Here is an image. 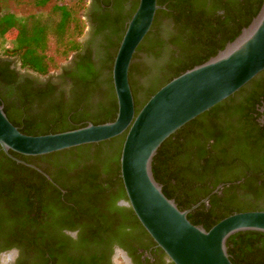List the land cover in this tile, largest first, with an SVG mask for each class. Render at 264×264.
<instances>
[{"label":"trees","instance_id":"1","mask_svg":"<svg viewBox=\"0 0 264 264\" xmlns=\"http://www.w3.org/2000/svg\"><path fill=\"white\" fill-rule=\"evenodd\" d=\"M83 1L77 0L74 5L68 2L56 4L45 18L19 19L0 12V40L9 41L11 44V47L3 51L18 56L23 68L45 75L56 66L54 58L47 55L49 49L53 50L55 56L62 58L71 52L77 53L74 68L67 78L73 92L79 94L80 104L70 108L72 112L79 111L70 119H67L68 115L63 117L49 113L46 117L39 116L40 119L34 120L30 125H23L10 114L0 99L7 118L15 127L20 128L19 131L24 135L56 134L84 127L88 124L84 122L86 119L94 125H99L112 122L116 118L118 107L112 83V66L126 26L118 29L109 20L102 19L99 21L97 33L108 30L114 39L105 36L95 48L83 50L78 42L84 29L83 22L78 17L79 11L84 9ZM107 1L103 3L104 6L108 4ZM138 2L139 0L127 13V18H131ZM262 3L263 0H157V5L164 9L156 12L151 29L137 48L129 70L135 113L138 114L146 102L165 84L185 71L203 64L224 49L256 17ZM142 55L145 59L140 62ZM263 79L264 71L233 96L187 123L158 149L152 163L154 179L162 186L165 197L173 199L180 210H188L199 201L187 204L182 199L183 191L179 193L175 189H167L172 182L176 188H181L180 185L200 184L209 179L210 183L217 186L223 184L242 189L245 188L243 182L237 183L243 178L248 181L249 176L264 177V131L258 129V135L255 132L254 136H248L247 139L253 142L249 146L252 153L246 160L245 153L248 149L245 152L239 148L234 149V153L218 152L220 142L225 139L223 134L218 132L216 122L213 125L209 122L206 127L202 123L209 120L207 118L220 110L226 102L241 96L249 86ZM55 117L62 120H52ZM226 117L220 118L219 121L231 129ZM229 133L232 144L239 142L235 134L237 131ZM124 139L125 134L99 144L34 158L39 161L41 158L54 160L53 162L63 165L62 159L67 158L69 154L75 156L69 163L71 166L68 164L67 167L82 169L83 174L78 181L81 195L94 201L104 200V205L110 209L107 212L88 214L92 231L90 238L94 239L93 241L99 239L100 232L111 233L115 227L121 225L114 211L118 209L115 206L117 199L127 200L120 177L119 161ZM210 140L212 143H209ZM9 154L17 160L24 159V156L12 151H9ZM227 154L231 158L227 157ZM13 158L7 156L0 148V251L19 243L26 251H40L46 264H55L58 260L66 259L61 251H54L58 248L56 246L41 248L34 244L37 236L39 239L43 238V232L29 224L34 219L30 220L32 214H41L34 207V204L38 203L39 190L36 188L37 196L35 187L26 182L20 174H29L31 170L18 164ZM227 166H245V171L240 172L243 177L222 180L219 171ZM168 175H171L170 180L164 181V177ZM247 189L250 190L247 192L251 194V199H227L217 220H202L198 217L200 208L205 207L203 204L197 211L188 214L187 219L195 226L202 224L208 231L232 214L264 208V187L244 190ZM66 190L65 187L59 189L51 199L58 201V204H70L71 192L62 194V191ZM212 208L211 205V210ZM129 210V214L133 215L132 210ZM260 240L263 241L261 248H264L262 233H239L229 238L227 249L231 263L239 264L238 251L241 253L244 249L247 255L254 256Z\"/></svg>","mask_w":264,"mask_h":264},{"label":"water","instance_id":"2","mask_svg":"<svg viewBox=\"0 0 264 264\" xmlns=\"http://www.w3.org/2000/svg\"><path fill=\"white\" fill-rule=\"evenodd\" d=\"M157 0H139L126 24L112 66L117 101L114 121L56 134H22L0 104V148L38 157L125 134L120 154V177L127 203L146 233L173 264H232L227 242L232 236L264 234V211L232 214L206 231L188 219L162 192L152 173L161 145L183 126L233 96L264 71V0L256 17L224 49L161 87L135 113L129 70L137 48L149 33L158 10ZM15 159V158H13Z\"/></svg>","mask_w":264,"mask_h":264},{"label":"flooded vegetation","instance_id":"3","mask_svg":"<svg viewBox=\"0 0 264 264\" xmlns=\"http://www.w3.org/2000/svg\"><path fill=\"white\" fill-rule=\"evenodd\" d=\"M106 1L87 0L83 10L85 27L82 36L78 38L83 50L95 48L105 36L113 37L110 36L108 30L97 33L99 21L102 19L109 20L118 29L124 28L130 19L127 18V13L137 0H108V4L104 6L103 3ZM76 56V52H71L57 67L47 74L41 75L23 68L18 56L0 51V99L20 124L30 125L34 120L40 119L39 116L46 117L49 113L59 114L63 117L68 115L67 119H70L73 114L79 112L78 110L70 111L71 107L80 103H78L79 94L73 92L72 85L67 78L72 73ZM144 59L145 56L142 55L140 62ZM263 100L264 79L249 86L247 90L241 93V96L226 102L220 110L207 118L209 120L206 119L208 122H202L204 127L208 126L209 122L211 125L216 122L218 132L223 134L225 139L220 142V151L218 152L223 154L224 152L234 153V149L237 148L245 152L248 149L245 156L246 160L249 158L252 153L249 151V146L253 141L248 140V136H254L255 132L258 135V129L264 131ZM227 115L228 117H226ZM223 117L228 118L231 129L219 121ZM52 120L62 119L55 117ZM84 122L92 123L87 119ZM200 126L201 124L198 125L199 129ZM229 131H237L235 134L239 142L231 143ZM209 143H212V140ZM208 145L207 143L206 146ZM74 157V155L69 154L67 158L62 159L63 165L53 162L54 160L41 158L39 161V159H34L38 157H30L31 159H29V157L24 156V159H15L18 164L31 170L29 174H20L26 179V182L28 181L35 187L34 192L36 194L39 190L40 197L37 194L38 203L34 204V207L41 214H32L30 220L34 219L29 220V224L31 223L33 227L40 229L43 232V238L39 239L37 236L34 239V244L41 248L48 245L58 247L54 251H61L66 259L58 260L55 264H113V245L117 241L120 248L126 252L125 259L122 262L117 260V264H173L164 252L156 246L137 218H134L135 215L129 214L130 207L125 198L119 199L120 206L114 211L121 225L115 227L111 233L100 232L97 241L91 240L92 231L88 214L107 212L110 209L104 205V200L94 201L81 195L78 181L83 171L80 167H67ZM227 157L230 155L227 154ZM242 171H245V166L237 168L227 166L220 169L219 175L222 180L228 181L236 177H243L240 174ZM170 177L171 175L165 176L164 181L170 180ZM246 179L243 178L237 184L243 182L245 188L264 187V183L262 184L264 177L249 176V182ZM208 180L195 185H180L181 188H176L172 182L167 186V189H175L179 193L183 191L184 197L182 199L187 204L199 201L194 205L196 206L194 209L191 210L192 207L188 209L191 210L188 214L197 211L198 207L203 204L205 207L200 208L199 214L197 213L202 220L206 218L217 220L218 216L221 215L220 209L227 199H251V194L247 192L250 191L249 189L233 188L223 184L217 186ZM63 187L67 190L62 191V194L67 191L71 192L69 206L62 203L58 204V201L54 202V199H51L53 194ZM211 205L214 210L213 208L211 210ZM256 211H264V208L259 207ZM197 226L203 227L202 224ZM129 227L133 229L131 233L125 231ZM73 236L76 238L73 239ZM46 241L47 243H45ZM261 244H263L262 240L258 243L259 248H255L254 256L247 255L246 249L241 253L238 251L237 261L239 264H264V248H261ZM16 247L21 249L18 264H46L40 251H26V248H22L19 243L11 245L8 249ZM5 250L0 251V264H9V261L15 257L14 252H9L6 256L3 255ZM116 251L118 256L124 255V253H120L119 248ZM127 257H130V260Z\"/></svg>","mask_w":264,"mask_h":264},{"label":"rangeland","instance_id":"4","mask_svg":"<svg viewBox=\"0 0 264 264\" xmlns=\"http://www.w3.org/2000/svg\"><path fill=\"white\" fill-rule=\"evenodd\" d=\"M76 1L77 0H47L46 2H44L42 0H0V12L2 14L14 15L19 19L30 17L45 18L51 12V9L54 5L60 4L62 2H68L70 5H74ZM41 2L42 4H40ZM86 4L87 0H84L82 3L84 9ZM83 10L79 11L78 17H80L85 27ZM10 45L11 44L9 41L0 40V51L5 50V48L9 47ZM47 55L53 57L56 64V66H53L50 71L53 68L57 67L62 60H64V58L62 57L55 56L52 49H49L47 51Z\"/></svg>","mask_w":264,"mask_h":264},{"label":"clouds","instance_id":"5","mask_svg":"<svg viewBox=\"0 0 264 264\" xmlns=\"http://www.w3.org/2000/svg\"><path fill=\"white\" fill-rule=\"evenodd\" d=\"M115 206L116 207H119L120 206L119 199H117L115 201ZM125 231L131 233L133 231V229L129 227V228L125 229ZM72 238L75 239L76 237L73 236ZM118 248L120 249V253H124V255L118 256L117 251H116ZM9 252H14L15 253V257L9 261V264H18V260H19V257L21 255V249L18 248V247L13 248V249H8V250H5L4 251L3 255L6 256ZM125 257H126L125 250L122 249V248H120V245H119V242L118 241L117 242H114V245H113V264H117V260H119V261L122 262L125 259ZM127 259L130 260V257H127Z\"/></svg>","mask_w":264,"mask_h":264}]
</instances>
